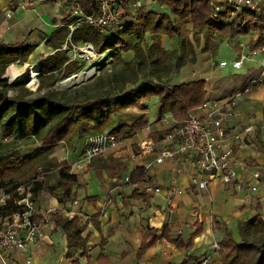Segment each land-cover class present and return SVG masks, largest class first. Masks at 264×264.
I'll return each instance as SVG.
<instances>
[{
  "label": "crops",
  "instance_id": "0c3cea01",
  "mask_svg": "<svg viewBox=\"0 0 264 264\" xmlns=\"http://www.w3.org/2000/svg\"><path fill=\"white\" fill-rule=\"evenodd\" d=\"M146 2L148 1L144 0L142 5ZM149 2L162 10L165 9L153 0ZM67 7L63 5L62 0H0V39L15 42L30 33L29 40L34 44L26 60L11 62L6 66L4 75L9 81L27 76L28 70L31 69L36 71L35 85L38 87L39 61L56 50L46 43L44 35L64 21ZM124 9L123 15L127 17L132 9L128 5H124ZM153 37L160 39L163 48L176 49L181 43V39L169 38L164 33L145 34V43L149 45ZM66 52L71 58V51L67 49ZM120 54L125 61H129L135 53L129 49L120 51ZM183 63L179 64L180 69ZM196 64L198 68H195V71L198 75L179 80L203 78L207 97L222 96L225 92L235 90L258 73L257 67L246 72L232 73L227 75L229 84L222 86L220 80L216 79L217 75L209 71L205 74L206 71H201L202 64L200 62ZM149 68H146L147 72ZM171 68H174V65L169 69ZM98 73L93 74L87 81L66 89L81 90L83 85H87L86 90L89 93L92 90L100 91L102 94L106 91L120 93L126 88L147 81L141 78L137 81V76L134 81H122L117 76L116 80L107 81V78ZM185 73H188L186 69L181 75ZM99 76L102 78L100 85H97ZM152 79H155V74ZM45 90L44 88L39 91ZM146 103L147 105L143 107L130 105L113 115V121L106 129L117 126L130 128L140 117H143L145 124L128 134L123 145L104 154H98L97 156L101 158L99 161L95 155L92 163L102 162L103 168H89L88 164L91 161L89 160L84 166L71 170L77 174V183L73 186L69 199L59 202L52 193L42 191L36 194L33 199L37 206L35 216L45 217L42 221L44 236L36 244L29 245L25 252L8 250L7 262L74 264L73 258L76 257L84 263L98 264L97 256L102 250L107 256V264H177L185 255L193 257L188 264H199L204 258L208 259L207 264H222L219 251H213L211 248L213 238L219 241L225 228L229 227L234 238L238 240V221L256 213L264 218V85L254 88L240 99L235 107L234 118L226 123V138L233 149L236 176L226 182L218 175L208 178L206 187L191 182L193 176L202 179L207 177V173L194 168L182 154L176 158H167L163 162H152L151 166L144 169L145 173L138 183H119L113 180L115 175L130 173L136 166H141V161L152 159L153 154L146 158L138 155L136 159L131 156L132 148L137 149L139 138L156 140L158 143L154 151L157 153L163 145L160 138L170 124L176 121L169 111L161 114L158 97L151 96ZM193 111L200 112L196 107ZM250 125L252 129L247 130L246 126ZM87 135L56 142L50 154L59 160H67L70 165L75 164L85 148ZM255 173L259 175L254 176ZM146 183L160 186L161 189L145 191ZM253 186L256 189H252ZM174 188L182 191L178 193ZM168 196L172 197V203H168L166 199ZM67 210H73L75 212L73 215L79 217L82 235H90L85 247L67 246L66 234L57 224L55 217L73 216L68 215ZM198 223L203 228L194 238L191 247L181 249L170 241L160 239L155 246L138 255L146 228L167 225L172 235L181 233L184 236L195 229ZM102 239H105L103 249L100 245ZM26 257H29L30 263L25 261Z\"/></svg>",
  "mask_w": 264,
  "mask_h": 264
},
{
  "label": "trees",
  "instance_id": "16d2710c",
  "mask_svg": "<svg viewBox=\"0 0 264 264\" xmlns=\"http://www.w3.org/2000/svg\"><path fill=\"white\" fill-rule=\"evenodd\" d=\"M62 1L67 7L76 0ZM153 1L159 6L163 5L165 9L147 10L143 5L139 6L132 17L124 21V26L115 31L112 36L106 32H100L95 26L85 21L77 23L71 30L64 22L67 19L65 17L58 27L44 35L46 43L55 47L56 50L39 61L37 91L44 88L46 90L33 96L29 95L33 94L34 90L25 86L28 75L11 81L4 75L9 63L28 58L34 48V44L29 41L30 33L15 42L0 39L1 134L13 137L37 135L41 144L31 152L0 156V188L4 189L7 195L0 203L1 217H6L11 212L22 208L19 199L23 192L20 193L17 188L21 184L29 185L32 199L42 191L54 194L59 202H65L71 197L73 186L77 183V174L70 170L67 160H59L56 156L50 155L55 142L69 141L74 136L107 130L106 128L113 121L114 114L120 113L130 105L146 106L147 100L153 95L158 97L161 103V114L169 111L177 122L188 117L193 109L207 98L203 78L171 83L162 81L161 74L158 72L155 79L142 81L120 93L106 91L102 94L96 90L89 93L86 90L87 85H83L81 90L65 88L62 91H56L52 87L55 80L77 73V68L83 64L82 59H71L67 55V49L63 47V44L69 41L68 37L75 43L92 41L98 52H103L105 49L114 50L112 53L118 55L117 60L122 61V67L118 72L107 73L104 77L107 81L116 80V76L122 81H134L136 73L148 67L157 70L162 67L169 69L172 60L175 61L174 67L178 68L179 64L187 61L194 52V40L189 37L192 30L204 32L205 46L212 42V33L233 40H236L238 35L254 33L257 36L249 43L250 48L264 42V12L262 11L245 9L237 12L231 21H216L210 16V0ZM77 5L87 14L99 12V0H77ZM149 33H164L169 38L181 39V43L176 49L163 48L160 39L153 37L152 42L147 45L144 36ZM211 48L215 53L217 44L212 43ZM129 49L135 54L131 60L125 61L120 51ZM127 68L130 74L125 73ZM101 78L99 76L97 85ZM9 90H14L15 93L9 94ZM144 124L143 117H140L130 128L117 126L108 130L128 135ZM96 157L97 161L101 159L97 155ZM94 158L95 156L90 159L88 167L103 168L102 162L92 163ZM15 164L18 167L12 170ZM52 169L55 170L51 180L48 174ZM144 173L142 166H136L129 173L130 182L138 183ZM90 198L94 200L93 197ZM55 217L57 224L66 234L67 246H86L90 235H82L78 216L56 215ZM238 226V240L234 238L229 227L225 228L219 240L221 263L264 264V218L256 213L238 221ZM202 228V225L198 223L195 229L183 236L181 233L172 235L167 225L148 227L140 243L138 255L155 246L160 239L170 241L178 248L187 249L194 244V238L198 236ZM104 243L105 239H102L101 249L104 248ZM82 253H85L84 249ZM97 259L98 264L108 263L107 256L102 250ZM192 259L191 255H185L177 264H188ZM73 262L89 264L81 262L76 257L73 258Z\"/></svg>",
  "mask_w": 264,
  "mask_h": 264
},
{
  "label": "built area",
  "instance_id": "2783aa9c",
  "mask_svg": "<svg viewBox=\"0 0 264 264\" xmlns=\"http://www.w3.org/2000/svg\"><path fill=\"white\" fill-rule=\"evenodd\" d=\"M144 0H99L98 13H85L78 5L77 0L67 7L66 22L70 29L81 21L95 26L100 32L108 33L110 36L119 28L124 26V21L132 17L135 9L143 4ZM124 5H128L132 12L124 16ZM210 16L216 21H231L237 12L251 9L254 11L264 12V0H210ZM10 15L9 12H7ZM68 42L63 47L69 49L73 57L80 56L84 63L78 68L87 67L89 73L96 65V61L103 57L104 52L96 51L92 41L73 42L68 37ZM238 41V40H237ZM239 44V41H238ZM240 46V45H239ZM257 56L258 73L249 78L246 84L235 90L224 93L222 96H209L202 103L196 106L200 112H192L188 117L180 122L174 121L160 138L163 145L155 153L154 149L158 143L146 137L137 140L138 149L132 152L131 156H143L146 158L152 155V159L141 161V166L147 169L152 162H163L167 158H176L184 155L194 166L201 172L207 173L205 178L192 177L191 182L198 184L200 187L207 186V179L220 176L223 182L230 181L236 176V168L233 164V149L226 138L227 122L231 121L236 114V105L240 99L248 95L254 88L264 85V42L255 44L251 48L241 49L236 59L226 61L220 60L218 65H231L238 69L245 57ZM96 58V59H95ZM93 60V61H92ZM251 130L252 126H246ZM128 136H119L110 130L95 131L87 135V143L79 160L70 165V170L82 167L87 161L95 155L104 154L108 150L115 149L124 144ZM143 158V159H144ZM259 173H255L254 176ZM113 180L119 183L130 182V174L124 173L122 176L115 175ZM135 184V183H134ZM19 192H23L19 202L22 208L11 212L6 217L0 216V263L10 264L7 262L6 252L14 250L25 252L29 245L36 244L44 236L41 219L35 217L37 213L36 203L32 199V192L29 185L21 184L17 187ZM145 191H159L160 186H152L147 183L144 186ZM180 193L182 190L174 188ZM256 189V187H252ZM7 197L4 189L0 188V203ZM168 203H172L171 196L166 198ZM68 215H73V210L66 211ZM181 232V230H179ZM211 248L214 251L220 250V243L213 238ZM207 258H204L199 264H207ZM25 261L30 263L29 257Z\"/></svg>",
  "mask_w": 264,
  "mask_h": 264
},
{
  "label": "rangeland",
  "instance_id": "374dc122",
  "mask_svg": "<svg viewBox=\"0 0 264 264\" xmlns=\"http://www.w3.org/2000/svg\"><path fill=\"white\" fill-rule=\"evenodd\" d=\"M147 1L148 2H146L143 5L145 9L147 10L153 9L156 11L162 10L156 4H152L151 2H149L152 0H147ZM162 7L164 6L162 5ZM204 36L205 34L203 31H196V30L195 31L192 30V32L189 34V37L194 40V50H193L194 52L193 54H191V57L185 63L181 64L182 69H180V66L179 68L174 67L169 70L163 69L164 67L160 68V70L150 67L149 72H147V70H144V71H139L138 73H136L137 75L136 80L139 81V78L144 79V80H150L153 78L154 74L156 75L157 72L158 73L162 72L161 80L164 82L165 81L173 82V81L179 80V78L183 79L189 76L194 77L198 75L195 71V68H198L196 63L200 62V64H202L203 66V69H201V71H206L205 74H207L209 71V73L211 74L213 73V75H217L216 79L217 80L219 79L220 80L219 83H221L223 86V85L229 84L228 82L230 80L228 79L227 75H231L232 73H238V72H246L249 69L258 67V64H257L258 57L255 55L252 57H245L243 59L241 66L238 67V69L233 68L229 64H226L223 66L218 65V62L220 60L225 59L229 63L230 61L237 58L241 49H244V50L248 49L249 43L251 42V40H253L257 36L254 33H251V35L250 34L249 35H238L237 37L239 41L238 45H236L235 40L233 39H227V38L219 36L216 33H212L211 35L212 42L209 43L208 46H205ZM212 43L217 44L215 53H213L212 48H211ZM113 51H114L113 49L111 50L105 49V51H103L104 52L103 57L101 56V59L99 61H96L97 63L90 73L87 67H82L81 70H79L78 69L79 67H78L76 70L78 71L77 73H74L70 76L67 75L68 77L67 76H64L62 78L59 77L58 79L55 80L52 87L55 88L56 91H62L63 89L69 86H73V85H76L77 83L87 81L88 78H90L93 74H97V72H99L98 74L103 75V78L104 76H106L107 73H110V71L118 72L120 68L122 67V61L117 60L116 55L112 53ZM79 57H80L79 55L76 56V58H79ZM76 58H73V59H76ZM82 61L84 63L83 59ZM174 63H175L174 60H172L171 65H174ZM185 69L187 70L188 73L181 75L183 72H185ZM82 72H85V74L81 75ZM125 73L130 74L131 72L127 68L125 69ZM36 76L37 75H36L35 70L33 71H31V69L28 70V81L26 82L25 86L29 87L31 90H34L33 94L29 96H33V95L41 93L40 91L36 90L37 88V85H35ZM33 80L35 82H33ZM14 93H15L14 90H9V94H14ZM118 134L121 137L128 136L126 134H122V135L120 133ZM37 144H40L39 138L37 135H34V136L27 135V136H20V137H13L12 135L3 136L0 131V156H6V155L8 156V154L9 156L11 155L14 156L17 154L20 155V153L30 152L34 149L35 146H37ZM136 146L138 149V144H136ZM137 149L134 150L132 148V152H136ZM17 167L18 165L15 164L12 170ZM53 170L55 169H52V171H50L48 174L51 180H52L51 175L53 174ZM39 177L42 178L41 175Z\"/></svg>",
  "mask_w": 264,
  "mask_h": 264
},
{
  "label": "bare ground",
  "instance_id": "6f19581e",
  "mask_svg": "<svg viewBox=\"0 0 264 264\" xmlns=\"http://www.w3.org/2000/svg\"><path fill=\"white\" fill-rule=\"evenodd\" d=\"M34 69H35V68H34ZM33 74H34V73H33ZM33 74H32V75H33ZM83 74H85V72H82V73H81V75H83ZM74 76H75V75H74ZM75 77H77V76H75ZM33 82H35V81L33 80Z\"/></svg>",
  "mask_w": 264,
  "mask_h": 264
}]
</instances>
